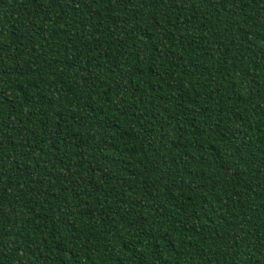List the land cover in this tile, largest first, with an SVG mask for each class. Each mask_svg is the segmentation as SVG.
<instances>
[{"label": "trees", "instance_id": "16d2710c", "mask_svg": "<svg viewBox=\"0 0 264 264\" xmlns=\"http://www.w3.org/2000/svg\"><path fill=\"white\" fill-rule=\"evenodd\" d=\"M0 264H264V0H0Z\"/></svg>", "mask_w": 264, "mask_h": 264}]
</instances>
